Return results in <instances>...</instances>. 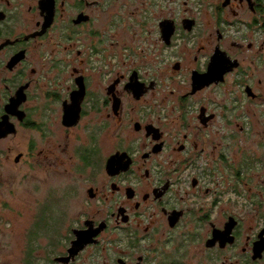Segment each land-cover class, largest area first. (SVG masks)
I'll return each mask as SVG.
<instances>
[{
    "label": "flooded vegetation",
    "instance_id": "obj_1",
    "mask_svg": "<svg viewBox=\"0 0 264 264\" xmlns=\"http://www.w3.org/2000/svg\"><path fill=\"white\" fill-rule=\"evenodd\" d=\"M255 121L264 0H0V205L34 171L89 175L71 215L36 211L19 264H191L197 239L196 264H264Z\"/></svg>",
    "mask_w": 264,
    "mask_h": 264
},
{
    "label": "rangeland",
    "instance_id": "obj_2",
    "mask_svg": "<svg viewBox=\"0 0 264 264\" xmlns=\"http://www.w3.org/2000/svg\"><path fill=\"white\" fill-rule=\"evenodd\" d=\"M248 129L253 128L250 120L245 121ZM254 128L264 129L260 122H254ZM261 131V130H259ZM238 145L240 149L243 147L247 154L254 153L258 156L264 152V134L262 132H243L238 135ZM254 171L258 172L261 177V168L259 164L254 166ZM85 172L83 176H76L71 179L68 175H51L44 173V170L34 171V177H30L24 182L17 179L13 184L10 192L11 195L7 199L11 203V208H6L0 205V257H9L14 264L20 263L22 254V243L25 240L24 234L33 221L36 211L49 206L53 211L68 210L69 215L75 211V204L77 200L80 203L82 196H87L85 187L88 185V170L80 171ZM259 182L261 184H259ZM263 183V184H262ZM264 182L258 181L251 182V190L248 192L253 194L257 190L263 188ZM74 188L75 193L79 194L78 197L72 196L64 199L65 193H71ZM79 198V199H78ZM3 202V201H0ZM6 202V201H5ZM7 220V221H5ZM202 242L197 239L191 241L187 247L189 257H191V264H196L198 257L201 256ZM95 260H99L95 262ZM94 264H101V259L97 257L94 259Z\"/></svg>",
    "mask_w": 264,
    "mask_h": 264
},
{
    "label": "water",
    "instance_id": "obj_3",
    "mask_svg": "<svg viewBox=\"0 0 264 264\" xmlns=\"http://www.w3.org/2000/svg\"><path fill=\"white\" fill-rule=\"evenodd\" d=\"M101 228H98V229H86V230H83V231H80V230H76L75 231V240L73 241L72 243V246L70 247L69 249V253L70 255H74L76 254L80 249H82V247L87 244V243H90V242H94L95 239H93V237L96 236V234L98 233V231L100 230ZM229 234V231H226L225 233H223L224 235V241L226 239V236Z\"/></svg>",
    "mask_w": 264,
    "mask_h": 264
},
{
    "label": "trees",
    "instance_id": "obj_4",
    "mask_svg": "<svg viewBox=\"0 0 264 264\" xmlns=\"http://www.w3.org/2000/svg\"><path fill=\"white\" fill-rule=\"evenodd\" d=\"M42 217H46L47 219L53 218V216L48 211L46 213H44V215ZM42 220H43V218H42Z\"/></svg>",
    "mask_w": 264,
    "mask_h": 264
}]
</instances>
